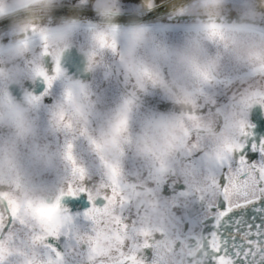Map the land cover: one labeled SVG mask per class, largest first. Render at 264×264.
Instances as JSON below:
<instances>
[{
    "label": "clouds",
    "instance_id": "9594fccd",
    "mask_svg": "<svg viewBox=\"0 0 264 264\" xmlns=\"http://www.w3.org/2000/svg\"><path fill=\"white\" fill-rule=\"evenodd\" d=\"M65 2L0 0V199L27 204L28 223L41 227L65 216L71 162L57 139L70 116L72 128L94 140L91 162L134 161L167 173L190 127L204 143L223 147L245 138L255 109L264 114L257 95L264 90V0H187L167 24L143 21L156 0L128 9L133 19L125 24L122 0H79L91 7V20L57 17ZM40 72L53 78L51 104L37 91L46 86ZM204 92L219 102L209 104Z\"/></svg>",
    "mask_w": 264,
    "mask_h": 264
},
{
    "label": "snow or ice",
    "instance_id": "6c2138e0",
    "mask_svg": "<svg viewBox=\"0 0 264 264\" xmlns=\"http://www.w3.org/2000/svg\"><path fill=\"white\" fill-rule=\"evenodd\" d=\"M39 74L46 81L40 95L55 100L53 78ZM202 95L209 104L219 102L212 92ZM257 95L264 97V90ZM57 107L48 109L53 119ZM71 119L62 121L67 131L57 139L71 162L67 199L86 196L89 207L75 213L66 207L62 222L37 227L25 219L28 205L6 194L0 199V264H264V137H256L254 124L247 122L244 139L223 147L204 143L190 127L180 159L161 173L134 161L97 163L74 155L79 142L89 155L94 140L88 130L73 129Z\"/></svg>",
    "mask_w": 264,
    "mask_h": 264
},
{
    "label": "water",
    "instance_id": "95a60500",
    "mask_svg": "<svg viewBox=\"0 0 264 264\" xmlns=\"http://www.w3.org/2000/svg\"><path fill=\"white\" fill-rule=\"evenodd\" d=\"M140 0H122V3L125 7V15L119 18V23L125 24L128 23L133 17L129 15L128 9L132 6L138 4ZM187 0H156L157 8L154 12L143 17L145 23L155 24V23H168L173 13H175L179 8L183 7L186 4ZM71 16L79 15L82 18L95 19L94 13L91 11V7L83 8L79 5V1L68 2L65 6L56 13V16ZM2 27V26H0ZM253 216L249 215L247 220L252 221ZM260 217L255 216V223L259 224ZM246 230V227H242L241 231ZM239 236V233L237 234ZM239 243V240H237Z\"/></svg>",
    "mask_w": 264,
    "mask_h": 264
},
{
    "label": "flooded vegetation",
    "instance_id": "af4514ba",
    "mask_svg": "<svg viewBox=\"0 0 264 264\" xmlns=\"http://www.w3.org/2000/svg\"><path fill=\"white\" fill-rule=\"evenodd\" d=\"M72 1H79V0H66L65 4L68 2H72ZM174 23L177 24H182L184 22L183 19H177L176 21H173ZM167 24V23H164ZM74 63L78 64V59H74L73 61ZM73 71L75 70L74 68L72 69ZM42 87L43 86H39L37 88V91H42ZM58 94V93H57ZM53 102V99L49 98L46 103L47 104H51ZM148 105L151 106H156L157 105V101L155 99H149L148 100ZM161 108H166V105H159ZM250 123L254 124V134L256 135L257 138L259 137H264V114L261 113V110L259 108L255 109L251 119H250ZM253 159H258V155L257 154H252ZM165 194L167 195V191L165 192ZM66 206L68 208H70L74 213L75 212H83L84 210H86L89 207V203L87 200L86 196H81L76 200H72V199H67L66 201ZM249 221V220H248ZM251 222V221H249Z\"/></svg>",
    "mask_w": 264,
    "mask_h": 264
},
{
    "label": "rangeland",
    "instance_id": "374dc122",
    "mask_svg": "<svg viewBox=\"0 0 264 264\" xmlns=\"http://www.w3.org/2000/svg\"><path fill=\"white\" fill-rule=\"evenodd\" d=\"M78 152L81 153L87 161L91 162L90 157L86 151V146H80V148L78 149Z\"/></svg>",
    "mask_w": 264,
    "mask_h": 264
}]
</instances>
